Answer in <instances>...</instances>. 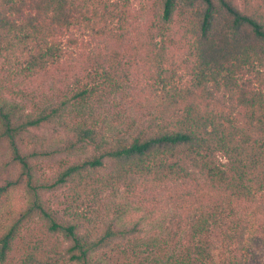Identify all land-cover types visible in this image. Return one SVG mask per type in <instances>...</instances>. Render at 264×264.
Returning <instances> with one entry per match:
<instances>
[{
  "label": "trees",
  "instance_id": "16d2710c",
  "mask_svg": "<svg viewBox=\"0 0 264 264\" xmlns=\"http://www.w3.org/2000/svg\"><path fill=\"white\" fill-rule=\"evenodd\" d=\"M156 1L135 54L85 46L88 30L132 38L109 26L119 12L107 0H0V208L18 188L27 197L0 227V264H245L246 233L264 238V0ZM169 42L187 48L177 66ZM81 48L83 76L39 101L29 82ZM139 59L151 64L146 92L132 85ZM119 92L154 107L108 116L104 102L116 107ZM43 159L58 167L49 178ZM162 185L184 212L176 241L143 238L121 204L100 222L80 208L84 195L91 204L106 189ZM65 186L61 211L47 193Z\"/></svg>",
  "mask_w": 264,
  "mask_h": 264
},
{
  "label": "rangeland",
  "instance_id": "374dc122",
  "mask_svg": "<svg viewBox=\"0 0 264 264\" xmlns=\"http://www.w3.org/2000/svg\"><path fill=\"white\" fill-rule=\"evenodd\" d=\"M110 10L115 9V14L113 20H109V26L115 31H119L121 26L131 34L130 41L119 42L116 39L110 38L109 36L98 35L94 33L93 30H88L86 35H80L81 38L84 37L85 46L89 49H95L99 47H104L105 50L111 48L122 49V51H127V53L141 54L142 50H137L135 48V43L138 40V35L140 38L145 37L142 32H146V28L149 27L151 20L155 16L156 0H107ZM79 36V37H80ZM86 43H90L87 45ZM158 45H161V40H158ZM168 50L170 49L172 53L170 54V63L176 60L174 64L177 66L179 60L186 56L187 48L185 43L175 44V42H169ZM81 48L80 54L76 53V57L71 58L69 61L64 62V64L51 71L50 73H44L37 78L32 79L28 88L30 91L34 89L37 92L38 100L43 103L47 101H53L61 99L64 93L68 90L70 85L72 87L75 85L77 77L83 76L82 73L84 69V61L86 56L83 52H86ZM76 58V59H75ZM139 64H135V68H132L130 73L132 74L133 83L135 87H143L144 92L149 88V72L146 70L151 67V64L141 61L139 59ZM169 66V63H166ZM135 69V70H134ZM183 69V68H182ZM152 71L155 72V68L152 67ZM187 74L185 69L181 70ZM0 74H3L2 63L0 62ZM140 81V83H139ZM146 86V87H145ZM6 95L7 91H6ZM138 97L136 99L125 98L122 99L121 92L117 94V102L119 105L112 106L110 101H105L103 109H107L105 112L108 116L114 114V118L117 114L121 116L123 120L132 119L134 116L146 117L147 112L154 107L151 103L149 105H143L140 107L136 100L145 99ZM23 101L30 104L28 97H24ZM52 167V168H51ZM58 167L52 160H40L38 162L37 171L40 175L46 178L51 177L57 171ZM173 185H162L159 187H148L147 189H142L140 193H127L122 187L119 192H115L112 189H106L100 195V198L96 199V202H89L87 197L82 196L84 202L81 203V209H89L92 211L95 218L100 222L102 219L109 217L114 213L116 208V203L124 206L123 214L129 220H141L142 236L147 239L149 236L157 235L159 237H169L174 236L175 241L178 239L176 231H178V224L181 223L180 216L184 215L183 209L177 202L172 198L171 193L175 191ZM70 188L65 186L63 189L56 191L53 194L47 193L48 197H51L53 204L58 207L61 211L64 210L70 200ZM70 195V196H69ZM92 195V194H91ZM27 202L26 193L22 188L14 190L9 199L4 200L3 206L0 208V227L7 224L13 215H15L22 207L25 206ZM76 204V203H75ZM84 204V205H82ZM106 204L110 206L106 207ZM89 205V207L87 206ZM76 206V205H75ZM83 206V207H82ZM187 209V208H186ZM122 210V209H121ZM184 219V218H183ZM182 219V220H183ZM95 224V222H93ZM183 225V223H181ZM183 232L181 235L184 236ZM245 244L247 245L246 250L243 253H238L239 256L244 254L247 260H244L245 264H264V238L256 233L253 229L249 230L245 235ZM174 241H172V244ZM216 253L219 250H215ZM220 257V256H219Z\"/></svg>",
  "mask_w": 264,
  "mask_h": 264
}]
</instances>
